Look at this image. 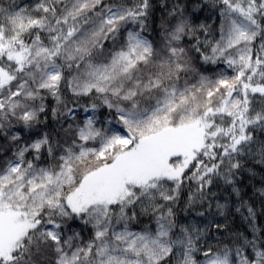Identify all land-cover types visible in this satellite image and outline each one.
Instances as JSON below:
<instances>
[{"label": "snow or ice", "instance_id": "snow-or-ice-1", "mask_svg": "<svg viewBox=\"0 0 264 264\" xmlns=\"http://www.w3.org/2000/svg\"><path fill=\"white\" fill-rule=\"evenodd\" d=\"M0 264H264V0H0Z\"/></svg>", "mask_w": 264, "mask_h": 264}, {"label": "trees", "instance_id": "trees-1", "mask_svg": "<svg viewBox=\"0 0 264 264\" xmlns=\"http://www.w3.org/2000/svg\"><path fill=\"white\" fill-rule=\"evenodd\" d=\"M19 3H27L28 0H18ZM259 171V169H258ZM252 184H255L257 187L260 186V181H259V177H257L255 180H251L249 179L248 175L245 173L243 175V179H242V183H241V187L242 188H245L246 192L248 195H251L252 192H253V188H252ZM236 227H240L242 226L241 225V222L239 220L236 221V224H235Z\"/></svg>", "mask_w": 264, "mask_h": 264}]
</instances>
